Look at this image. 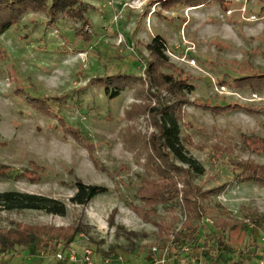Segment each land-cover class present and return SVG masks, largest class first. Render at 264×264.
Instances as JSON below:
<instances>
[{"label": "rangeland", "instance_id": "rangeland-1", "mask_svg": "<svg viewBox=\"0 0 264 264\" xmlns=\"http://www.w3.org/2000/svg\"><path fill=\"white\" fill-rule=\"evenodd\" d=\"M80 1L87 27L59 17L48 26L45 14L29 12L0 36V164L32 171L34 162L45 170L36 182L0 178V191L43 195L66 208L63 217L41 211L0 212V229L19 223L67 229L82 225L86 228L74 238L72 249L91 250L95 264L105 259L110 264H146L149 249L163 239L153 223L132 210L137 206L149 212L137 198L145 158L141 154L137 159L127 145L138 149L135 132L147 137L154 129L143 114L131 121L125 118L133 102H142L130 88L110 98L107 79L143 77V62L148 60L144 46L159 35L169 63L192 85L191 93L183 92L186 123L178 122L187 155L203 167L201 175L190 174V181L215 191L200 203L205 218L194 223L206 240L218 217L246 223L243 243L232 245L230 253L211 251L197 260L254 264L264 224L252 220L255 214L264 215V184L236 182L226 159L213 164L211 150L230 147L235 160L264 165V151L251 153L242 143L264 140V112L232 109L214 115L197 105L264 111V85L255 87L248 80L238 86L264 75V0H224L221 5L212 0L171 8L161 7L164 0ZM78 180L108 191L85 206L71 204ZM181 208L180 200L154 205L153 220H169L170 211L182 219ZM214 233L227 240L225 232Z\"/></svg>", "mask_w": 264, "mask_h": 264}, {"label": "trees", "instance_id": "trees-1", "mask_svg": "<svg viewBox=\"0 0 264 264\" xmlns=\"http://www.w3.org/2000/svg\"><path fill=\"white\" fill-rule=\"evenodd\" d=\"M209 1L212 0H164L161 2V7L171 8L178 4L187 3L193 4L192 7H194ZM217 1L220 5L224 3V0ZM29 12L45 14L48 18L46 24L52 27L57 17L64 20L80 21L82 26H88V21L84 16L85 6L80 0H0V36L16 25L18 20ZM144 48L148 60L144 59L143 62V77L119 76L116 80L108 78V82L105 81L111 87L110 95L108 87H105L106 94L110 98H115L125 89H134L135 100L142 103L133 102L130 110H127L124 116L131 121L143 114L147 116L148 122L151 123L154 129V132L147 137L135 132L139 140V142H135L139 144L138 149H130L131 144L127 145L129 150L135 152L134 156L137 159L141 157V154L145 158L143 163L145 175L141 179L137 198L149 208V212L147 214L143 213V209H141L143 207L139 208L137 206H133L132 210L143 220L153 223L157 228L159 238L163 239L158 242V247H162V244L172 238V241L176 244L190 243L194 245V248L201 249L204 255L210 254L211 251L230 253L232 245L241 244L244 241V227L246 224L244 221H237L232 217L216 218L213 227H209L210 230H213L209 240L201 238L202 232L194 223L205 218V209L201 207L200 203L208 199L209 195L214 194L215 191H204L202 187L195 186L190 181V174L201 175L203 167L187 155L185 150L186 137H180L178 122L186 123L182 106L188 103L183 97V92L191 93L192 85L186 79H182L180 73H177L175 67L169 63L165 55V41L161 36H153L150 43L145 45ZM248 80H251L255 87L264 85V75H262L249 77L242 83H238V86L246 85L245 83ZM96 82L98 87L100 85L99 80ZM152 89H155L156 92H153ZM163 94H167L168 97L165 98ZM152 100H155L156 104L151 105ZM197 107L214 115L232 109H244L246 114H261L264 112L261 109L240 107L238 105L217 106L215 108L207 105H197ZM74 135L80 141V138L76 134ZM242 143L244 148L251 153L264 151V140L259 138L244 139ZM0 145L4 144L0 143ZM93 149L94 147H90L88 152L91 155L93 165H96L97 161L93 156ZM232 152L230 147L215 146L211 150L213 164L226 159V164L231 167L235 174L234 179L236 182L264 184V165H258L252 161H237L232 158ZM176 163L186 166L185 169L176 165ZM30 165L32 171H18L0 164V178L17 179L23 177L30 182H36L45 170L39 168L34 162H30ZM101 169L104 170V167ZM74 187L75 193L69 201L71 204L78 206H85L98 195L105 194L108 191L106 187L87 185L79 180L74 183ZM176 200H180L182 204V219L173 211H170L169 220L163 218L157 221L153 220L156 216L153 209L154 205H168ZM13 211H41L61 217L66 214L65 205L56 199L26 192L0 191V212ZM252 222L254 224H264V215L258 216L255 214ZM85 228L82 225L67 229L15 224L12 228L0 229V254L9 250L25 249L30 245H41V249L46 252L52 250L64 251L69 248L77 234L84 231ZM214 229L225 232L227 240L225 241L216 236ZM210 241L221 250L219 251L210 246ZM146 256L148 260L152 258L151 249H149ZM219 263L220 261L215 259V264ZM234 264L239 263L235 262Z\"/></svg>", "mask_w": 264, "mask_h": 264}, {"label": "built area", "instance_id": "built-area-1", "mask_svg": "<svg viewBox=\"0 0 264 264\" xmlns=\"http://www.w3.org/2000/svg\"><path fill=\"white\" fill-rule=\"evenodd\" d=\"M150 249L152 258L145 261L147 264H200L201 262L200 260H197L198 255L202 254L201 249H195L194 245L190 243L176 244L172 241V238L162 244V247L153 246ZM258 253L259 255L254 260V264H264V236L259 240ZM92 255L93 253L91 250L86 249L83 251L81 259L85 264H94L92 261ZM55 258L57 260L67 259L75 261L77 259V254L74 249L69 248L66 255L62 252H56ZM104 263L110 264V260L105 259ZM234 263L235 262L230 264ZM219 264H221V262Z\"/></svg>", "mask_w": 264, "mask_h": 264}, {"label": "crops", "instance_id": "crops-1", "mask_svg": "<svg viewBox=\"0 0 264 264\" xmlns=\"http://www.w3.org/2000/svg\"><path fill=\"white\" fill-rule=\"evenodd\" d=\"M69 248H72V245H70ZM69 248H66L64 251L52 250L44 252L41 247L30 245L25 249L19 248L0 254V264H85L81 259L83 251H79L77 249H75L77 254V259L75 261H70L67 259L57 260L55 258L56 252H62L66 255ZM94 257L96 256L93 254L92 261L95 264L96 260H94ZM144 260H147V256L144 258ZM139 262L140 261H138L137 264H141V262ZM102 263L105 264L104 262Z\"/></svg>", "mask_w": 264, "mask_h": 264}]
</instances>
